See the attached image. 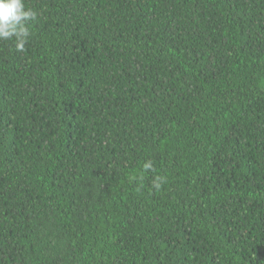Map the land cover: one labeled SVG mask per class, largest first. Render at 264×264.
<instances>
[{
  "label": "trees",
  "instance_id": "16d2710c",
  "mask_svg": "<svg viewBox=\"0 0 264 264\" xmlns=\"http://www.w3.org/2000/svg\"><path fill=\"white\" fill-rule=\"evenodd\" d=\"M24 3L0 264H264V0Z\"/></svg>",
  "mask_w": 264,
  "mask_h": 264
},
{
  "label": "clouds",
  "instance_id": "9594fccd",
  "mask_svg": "<svg viewBox=\"0 0 264 264\" xmlns=\"http://www.w3.org/2000/svg\"><path fill=\"white\" fill-rule=\"evenodd\" d=\"M36 17L37 13L26 8L24 0H0V40L15 38V49L23 52L31 35L28 22ZM143 168L151 169V162H145Z\"/></svg>",
  "mask_w": 264,
  "mask_h": 264
}]
</instances>
